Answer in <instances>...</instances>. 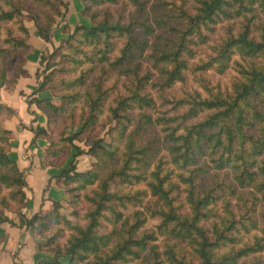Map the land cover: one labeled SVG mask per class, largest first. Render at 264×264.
<instances>
[{"label": "trees", "instance_id": "1", "mask_svg": "<svg viewBox=\"0 0 264 264\" xmlns=\"http://www.w3.org/2000/svg\"><path fill=\"white\" fill-rule=\"evenodd\" d=\"M0 1L8 7H0L1 21H12L23 15V0ZM34 1L54 7L60 14V5L52 0ZM89 1L95 5L118 3V0ZM133 1L144 7L141 1ZM195 5L194 11L182 6L183 25L177 29L175 38L164 47L156 46L151 54L147 53L148 37H141L138 31L151 34L154 29L150 24L133 18L125 21L109 13L98 18L94 13L92 25L75 27L66 41L70 49L66 57L71 66L67 65L64 71L74 77L54 82L52 69L39 80L36 93L55 88L62 91L65 99L57 105L52 98H36L35 102L49 112L60 113L65 105L77 106L84 99L88 111L82 117L81 129L77 132L80 133L98 121L114 94L113 86H105L106 78L116 72L132 79L131 83L125 82L124 91H115L116 104L108 107L120 127L121 138L125 139L124 151L121 153L113 142L94 139L89 153L97 158L96 166L78 171L74 159L85 151L73 145L74 158L57 176L63 178L61 183L72 194L97 185L94 194L87 195L93 205L86 216L88 223L81 226L62 215L59 202L44 215L35 213L28 218L22 211L19 213L20 225H40L47 230L61 224L72 231L65 247L57 243L56 236L39 243L41 248L55 253L52 261L42 264H63L62 258L66 257L67 264H264V259L253 256L264 251V0H196ZM220 23L227 24L228 28L225 36L212 45L213 53L207 60L191 64L199 47L209 44L206 31H213ZM36 26L39 35L50 42L53 25L36 21ZM23 30L24 37L10 40L20 49V54L28 50L29 31L24 27ZM59 50L51 55L52 59ZM4 51L0 48V59ZM144 59L150 60L158 70L160 81L154 86L161 93L186 81L189 73L214 71L222 75L233 63L238 65L239 78L233 82L232 91L221 87L214 91L215 87L205 83L202 89L207 91L206 95L194 90L183 98L165 100L172 105L171 110L181 111L162 119L161 123L167 131L171 162L178 166L179 172L174 168L164 171L161 164L150 172L143 170L148 169L154 158L153 148L136 144L138 128L128 133L129 124L135 120L132 110L144 111L156 105L149 92L142 93L152 78L150 73L141 74ZM87 64L89 71L99 68L101 74L89 86L85 85L90 78L88 70L75 74ZM55 65V61H49L46 69ZM18 71V75L26 73L23 69ZM14 112L0 105V141L7 145L13 134L5 127L4 120ZM140 116L142 119L138 122L143 118L147 123L153 121L146 112ZM36 131L38 136L48 133L46 128ZM76 138L77 134L68 140L72 143ZM1 167L9 168L11 175L0 173V180L17 185L18 190L12 197L21 198L19 201L23 203L27 185L23 171L3 148L0 149ZM211 167L230 169L234 172V181L213 184V179L208 177L211 179L208 182L205 179ZM142 181L146 182V189L133 193L123 189L125 183ZM182 194H185L183 201L177 203L182 200ZM147 198L148 202L144 203ZM5 200L2 199L7 204ZM131 204L140 208L131 214L120 210ZM149 216L161 218L158 229L164 235L162 243L157 241V231L141 232ZM102 219L113 223L111 231L105 229ZM6 221L16 224L0 211V222ZM171 239L188 245L190 257L182 250L177 251V242L171 243Z\"/></svg>", "mask_w": 264, "mask_h": 264}, {"label": "rangeland", "instance_id": "2", "mask_svg": "<svg viewBox=\"0 0 264 264\" xmlns=\"http://www.w3.org/2000/svg\"><path fill=\"white\" fill-rule=\"evenodd\" d=\"M24 1V12L23 15L18 19L12 21H1L0 20V48H4L3 57L0 59V74L2 70L5 69L10 73L12 70H15L16 73L18 70H25L24 65L27 61L26 51H23V54H20V49L14 46V42L10 40L12 38L21 39L25 36L24 28H27V25L36 26V21L42 22L45 25H53L52 32L57 27V29L62 31V29L68 33L60 46L55 48L51 53L46 55V60L42 64V69L40 70V79H44L45 76L53 69L54 78L53 81H60L66 78H72L74 75L67 74L64 69H66L67 65L71 66V63L68 61L66 55H69L70 49L67 47L66 41L68 40L70 34L75 29V27L80 25H85V23H79L78 25L68 24L67 12L68 3L70 4L71 0H52L53 3H56L59 6L60 14L57 13L56 9L51 6L43 5L42 3L34 0H23ZM144 4V7H140L133 0H118V3L115 4H106V5H95L89 0H80L82 2L83 11L80 13L81 17L87 19L88 22L93 23L92 15H97L98 18H103L106 14H111L114 18H122L123 20H128L129 18H133L134 20L141 22L145 21L150 24L154 31L150 32L151 34H144L141 30H138L141 34V37H148L150 42L148 54L153 53L156 46L164 47L168 41L175 38V34L177 33V29L181 28L183 25L182 6L188 9V11H194V7L196 6V0H139ZM72 4V2H71ZM5 6L6 4L0 1V7ZM87 7V10H86ZM8 8V7H6ZM58 9V7H57ZM74 11V10H73ZM138 16V17H136ZM142 28V27H139ZM227 24L220 23L214 27L213 31H206L209 35V44L202 45L197 50V55L194 59L190 61L191 64H197L209 58L213 52L212 45L218 42L223 36H225L227 32ZM28 29V28H27ZM29 31V29H28ZM51 32V33H52ZM62 47V48H61ZM60 48L57 52L56 57L54 59L51 58V55L55 52L56 49ZM7 49V50H6ZM22 53V52H21ZM15 59V60H14ZM236 59H239L237 57ZM14 60V61H13ZM49 61H55L57 65H55L50 70L46 69V65ZM92 65V64H91ZM143 69L142 75L146 73H150L152 76L150 82L146 85V88L142 91V93L149 92L155 99L156 105L153 108H145L144 111L136 108L132 110V114L135 116L134 122L130 123L128 126V133L133 131L134 129H139V134L136 136V144L137 145H150L153 148L154 158L151 161L148 169H143L147 172L155 169L157 165L161 164L163 166L164 171H167L170 168H174L177 172L181 171L178 166L171 162L172 153L169 149V144L166 142V128L162 119H166L170 116L177 115L176 110H171L172 105L167 104L165 102L166 99H175L183 98L186 96L188 92H193L194 90H198L203 94H207V91L202 89V86L205 83L210 84V86L215 87L214 91L218 87L227 90V88L232 91L233 82L239 78L238 73V65L232 64L231 68L226 71L225 74H217L214 71H209L206 73L198 72L197 74L189 73L187 75L186 81L178 82L173 87L168 88L164 91L159 90V87L154 86L155 82L160 81V74L156 68L153 67L152 62L148 59H144L143 61ZM88 64L81 66L76 75H79L83 69L88 70L90 74V78L86 82V86L91 85L92 81L99 80L100 77V69H96L95 71H89ZM26 71V70H25ZM4 73V72H3ZM106 78V75H103ZM201 78L205 80V82H201ZM106 87L113 86V90L118 92L124 91L125 82L131 83V78L126 79L124 76H119L116 72H113L111 76L106 78ZM110 96V99L106 103L104 112L99 115L98 121L94 124L88 126L86 130H83L80 133H77L81 129L82 117L87 115L88 108L84 106V99L81 100L80 104L77 106L74 104L65 105V110L60 113H52L50 110L46 109V107H40L36 102V98H31V102H35L37 106L45 113V127L48 133L46 135H39L40 138L46 140V145H41L43 148V155L45 157V163L47 166H51L57 169H65L69 167L71 160L74 158V152L76 151L73 145H78L85 152L81 155L75 157L74 162L77 166L78 171H87L96 166L97 158L89 153V149L91 143L94 139H104L106 142H113L115 145L119 146V149L122 153L124 151L125 139L121 138L120 127L117 124V121L113 119L111 112L108 107L110 104H116V93ZM46 92V91H43ZM40 93V92H38ZM47 93H49L47 98H52L57 105L62 104L65 100L62 97V91L58 89H48ZM164 94V97H161ZM43 96L42 98H45ZM41 99V98H40ZM169 100H167L168 102ZM82 104V105H81ZM76 106V107H74ZM141 112H146L150 114L152 117V122L147 123L143 118V121L138 122L142 117L140 116ZM8 114L5 112L3 115L6 116ZM4 117V116H3ZM163 117V118H162ZM139 125H138V123ZM138 125V126H137ZM117 126V128H115ZM142 127V129H141ZM37 132V131H36ZM77 134V138L74 142H70L68 139L73 135ZM38 136V134H37ZM3 144V145H1ZM3 148L6 152L8 151L9 155L11 154L12 145H7L6 142L3 143L0 141V149ZM33 148V145H29L28 149H26L25 154L26 157H31L29 150ZM24 152V153H25ZM11 156V155H10ZM16 160V159H15ZM31 168V167H30ZM10 172V169L7 167H1L0 173ZM29 172V169H28ZM27 172V173H28ZM24 174V179L26 181V171L22 172ZM10 174V173H9ZM13 174V173H12ZM11 175V174H10ZM175 176L176 174H172ZM234 172L230 169L216 170L211 167L210 175L206 177L205 180L210 182L213 179V184L215 181L219 184H222V181L233 182L234 181ZM208 177H211L209 179ZM57 180V184L61 186L67 198L64 203L59 201H54L50 208L45 212L40 210L39 214H47L50 210L54 208L55 202L60 203L59 212L72 221L78 222L81 226H84L88 223L87 213L90 209L93 208L90 200L87 199L88 196H92L94 194L93 190L96 189L97 185L88 187L85 190L81 191H73V194L66 190V187L61 182L63 178H55ZM175 178L174 180H176ZM146 182L142 181L139 183L128 184L125 183L123 185L124 191H131L132 193L137 191L138 189H146ZM184 187V186H182ZM26 188V187H25ZM18 190V186L11 183V185L7 182L0 180V211L6 214V216H14L19 217V213L29 212V204L28 200L24 199L21 203L19 199L21 198H13L12 194L14 191ZM185 197V194H182V200L179 199L177 203H181ZM5 198L6 203L4 204L2 199ZM147 198L144 203L148 202ZM236 203V200H235ZM145 205V204H143ZM235 205V204H234ZM26 208H29L27 211ZM140 208L137 205H130L129 208L124 209L120 207V210L126 214H131L136 209ZM144 210V208H142ZM30 213V212H29ZM26 215V214H25ZM28 217H32L34 213L28 214ZM109 216H111L108 213ZM149 215V214H148ZM161 223L160 217H150L146 221L141 232H156L158 235V242L162 243L164 235H161L158 229V225ZM102 224L107 231H111L113 228V223L109 222L107 219H102ZM119 229H121V225L119 224ZM39 237H41L40 243H46L47 240L56 236L57 243L63 247H65L69 239L71 237L72 231L63 228L61 224L52 225L49 229L44 230V228L40 225H37ZM116 236L115 238H117ZM177 242V246L175 249L177 251H184L187 253V258H189L190 247L186 245L184 242L180 240H172ZM163 248V247H161ZM47 250V249H46ZM48 251V250H47ZM54 252V251H53ZM185 253V254H186ZM53 255L55 253H52ZM184 254V253H183ZM253 256H258L264 259V251L257 253ZM252 256V257H253ZM62 263L67 264L68 258H62Z\"/></svg>", "mask_w": 264, "mask_h": 264}, {"label": "crops", "instance_id": "3", "mask_svg": "<svg viewBox=\"0 0 264 264\" xmlns=\"http://www.w3.org/2000/svg\"><path fill=\"white\" fill-rule=\"evenodd\" d=\"M68 5L66 10L68 11V24L91 25L87 19L80 16L83 11L80 0H71ZM27 28L29 29L26 41L28 50L26 51L27 61L24 65L26 73L18 75L15 70L11 73L6 69L2 70L0 105H5L15 111L14 114L5 118L4 125L13 134L10 139L12 145L10 155L16 159L20 169L26 171L25 193L30 209L25 210L29 209L30 213L35 214L40 210L44 212L48 210L54 201L64 203L67 198L64 189L57 184L55 179L63 168L59 170L46 165L41 146L46 145V140L36 134V129L45 127V113L30 99L50 95L47 91L36 93L40 70L46 55L60 46L68 33L63 29L59 31L56 27L53 29L50 42H47L39 35L34 24L27 25ZM29 145H33V148L29 150L31 157L28 158L25 156L27 153L25 151ZM24 214L29 216L27 213ZM8 217L16 224L9 221L0 222V264H42L53 260L52 252L40 247L39 243L42 239L39 237L36 226L20 225L18 217Z\"/></svg>", "mask_w": 264, "mask_h": 264}]
</instances>
